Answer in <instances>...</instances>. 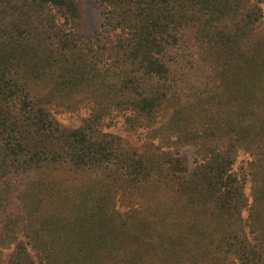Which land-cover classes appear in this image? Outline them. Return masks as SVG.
<instances>
[{"label": "trees", "instance_id": "trees-1", "mask_svg": "<svg viewBox=\"0 0 264 264\" xmlns=\"http://www.w3.org/2000/svg\"><path fill=\"white\" fill-rule=\"evenodd\" d=\"M98 2L0 0V264H264V0Z\"/></svg>", "mask_w": 264, "mask_h": 264}, {"label": "rangeland", "instance_id": "rangeland-1", "mask_svg": "<svg viewBox=\"0 0 264 264\" xmlns=\"http://www.w3.org/2000/svg\"><path fill=\"white\" fill-rule=\"evenodd\" d=\"M81 4V10H82V18L78 24L75 25V30L83 37H86L88 39L93 38L96 33L101 34V36L104 38L108 35L107 32L104 31L102 28L103 24V17H102V7L99 4L98 0H80ZM264 8V5H263ZM260 30H264V18L260 24L259 27ZM53 111L55 113L56 119L67 126L77 127L81 124L82 119L88 115V108L82 107L78 111L70 112L65 111L60 108L54 107ZM124 119L122 115L113 116L111 118H108L103 128L107 131L115 132L118 134L123 135L125 138L129 140V142L134 146H141L143 142L146 140V132L143 130H140L138 132H128L125 130L124 126ZM182 154L186 155L191 163V165L194 163L195 159V149L193 147H186L181 151ZM249 159L248 154L241 153V155L238 157L237 163L235 165V168L246 165L247 161ZM72 176L68 171H64L63 169H60L56 173V177H69ZM247 192L250 193V183H247ZM124 208V206H122ZM244 216H247L248 211L247 209L243 211ZM12 252L11 248L5 249L4 254L6 258L9 256V254Z\"/></svg>", "mask_w": 264, "mask_h": 264}]
</instances>
